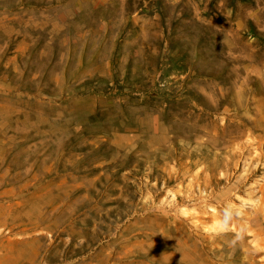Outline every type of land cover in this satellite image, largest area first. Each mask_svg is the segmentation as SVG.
Returning a JSON list of instances; mask_svg holds the SVG:
<instances>
[{"label": "rangeland", "instance_id": "rangeland-1", "mask_svg": "<svg viewBox=\"0 0 264 264\" xmlns=\"http://www.w3.org/2000/svg\"><path fill=\"white\" fill-rule=\"evenodd\" d=\"M262 139L264 0H0V264H264Z\"/></svg>", "mask_w": 264, "mask_h": 264}, {"label": "bare ground", "instance_id": "bare-ground-1", "mask_svg": "<svg viewBox=\"0 0 264 264\" xmlns=\"http://www.w3.org/2000/svg\"><path fill=\"white\" fill-rule=\"evenodd\" d=\"M253 152L255 153L254 155ZM239 158H240L239 154L237 156L231 155L229 157V159L231 160L229 166L234 168H240ZM263 160H264V139H262L260 143H258V145L254 148V150L251 151L250 156H248L247 159L244 161V165L242 168L243 174L241 175H236V173L232 174L230 168L229 170L227 169L228 164H223V165H215L213 163L207 164L205 169L210 170L211 174L213 175L212 177L214 178V179L211 178L209 181L208 180L204 181V184L205 185L208 184V188H210L211 190L210 195L208 196H225V198L223 199H226L227 196H240V195H234V193L235 194L242 193L240 186L243 183H245L251 176L259 172L261 169H264V164L262 165L261 163V161ZM200 163L201 161L197 160L196 164H200ZM219 172L221 173V176L217 178L216 176L217 174H219ZM222 183H225L227 185L225 188V193L222 195H216V193H214V189H216ZM250 188H252V186L248 187V191H246L247 195L257 196L258 193H260L261 194L260 206H262V204L264 203V183L263 185L262 184L258 185L257 192L254 190H249ZM225 204L226 202L222 204V206L227 207ZM262 209H264V206H262ZM221 212L222 211L220 209H214L209 216L213 220H218L221 217L220 216ZM237 218H238L237 223L239 224L242 218L245 219L244 217H240V216H237ZM214 226L223 229L222 226L220 225H214ZM248 229H250V227ZM233 230H236V227H233ZM219 233L224 235L223 231H218L216 234Z\"/></svg>", "mask_w": 264, "mask_h": 264}]
</instances>
